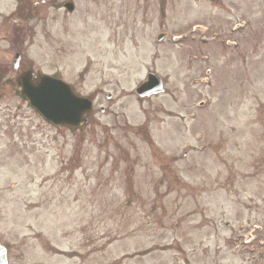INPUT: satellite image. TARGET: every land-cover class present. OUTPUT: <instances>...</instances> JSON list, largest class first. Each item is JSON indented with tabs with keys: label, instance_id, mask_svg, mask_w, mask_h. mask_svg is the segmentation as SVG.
<instances>
[{
	"label": "rangeland",
	"instance_id": "1",
	"mask_svg": "<svg viewBox=\"0 0 264 264\" xmlns=\"http://www.w3.org/2000/svg\"><path fill=\"white\" fill-rule=\"evenodd\" d=\"M72 1L0 0L8 264H264V0ZM28 66L90 97L89 122L56 128L4 84ZM149 72L165 91L141 99Z\"/></svg>",
	"mask_w": 264,
	"mask_h": 264
},
{
	"label": "water",
	"instance_id": "2",
	"mask_svg": "<svg viewBox=\"0 0 264 264\" xmlns=\"http://www.w3.org/2000/svg\"><path fill=\"white\" fill-rule=\"evenodd\" d=\"M68 7L72 9V6ZM162 37L163 35H160L158 39ZM18 84L22 87V94L28 98L30 104L57 126H80L86 121L84 114L91 110L89 100L78 97L68 84L51 76L41 75L38 83L33 84L32 72L29 70L20 76ZM160 85L159 77L150 73L148 80L136 92L141 96L150 95L160 91ZM6 263V253L0 245V264Z\"/></svg>",
	"mask_w": 264,
	"mask_h": 264
}]
</instances>
